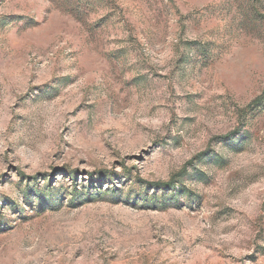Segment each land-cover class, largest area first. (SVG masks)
Segmentation results:
<instances>
[{"label": "rangeland", "instance_id": "obj_1", "mask_svg": "<svg viewBox=\"0 0 264 264\" xmlns=\"http://www.w3.org/2000/svg\"><path fill=\"white\" fill-rule=\"evenodd\" d=\"M0 264H264V0H0Z\"/></svg>", "mask_w": 264, "mask_h": 264}, {"label": "trees", "instance_id": "obj_2", "mask_svg": "<svg viewBox=\"0 0 264 264\" xmlns=\"http://www.w3.org/2000/svg\"><path fill=\"white\" fill-rule=\"evenodd\" d=\"M161 186L163 187V186H166V185H161Z\"/></svg>", "mask_w": 264, "mask_h": 264}]
</instances>
